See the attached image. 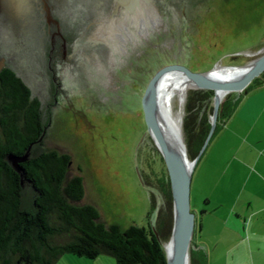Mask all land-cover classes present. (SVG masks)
Returning <instances> with one entry per match:
<instances>
[{
	"label": "rangeland",
	"instance_id": "374dc122",
	"mask_svg": "<svg viewBox=\"0 0 264 264\" xmlns=\"http://www.w3.org/2000/svg\"><path fill=\"white\" fill-rule=\"evenodd\" d=\"M125 1L130 0H116L118 19L112 0L106 11L95 8L97 0H53L56 17L78 30L77 40L65 48L48 42L42 13H35L30 0H0V61L52 106L43 142L70 156L71 176L82 178V203L94 206L106 225L147 229L157 226L163 193L172 195L166 165L143 119L141 97L148 81L173 63L200 73L214 65L245 66L261 56L264 0H143L135 13L123 6ZM110 19L122 22L124 39H117L113 22L99 28ZM183 97L166 102L173 117L183 116ZM216 136L191 177L190 209L198 223L223 214L213 186L226 155L219 160ZM171 229L172 222L169 236ZM212 257L211 264L232 262L225 247ZM56 264L115 260L69 254Z\"/></svg>",
	"mask_w": 264,
	"mask_h": 264
},
{
	"label": "trees",
	"instance_id": "16d2710c",
	"mask_svg": "<svg viewBox=\"0 0 264 264\" xmlns=\"http://www.w3.org/2000/svg\"><path fill=\"white\" fill-rule=\"evenodd\" d=\"M263 77L245 91L261 86ZM240 97L230 94L222 100L212 138ZM51 108L10 68L0 70V264H56L69 254L89 260L109 256L115 264H166L172 195L163 193L156 227L122 229L103 223L94 206L82 203V178L71 176L70 156L44 145ZM212 112V91L187 92L181 128L190 160L208 135ZM193 239L190 264L204 263L206 255Z\"/></svg>",
	"mask_w": 264,
	"mask_h": 264
},
{
	"label": "crops",
	"instance_id": "0c3cea01",
	"mask_svg": "<svg viewBox=\"0 0 264 264\" xmlns=\"http://www.w3.org/2000/svg\"><path fill=\"white\" fill-rule=\"evenodd\" d=\"M261 81L236 94L238 106L216 133L219 160L226 155L213 186L223 214L208 216L206 224L196 220L193 235L206 264L223 247L232 258L225 264H264V77Z\"/></svg>",
	"mask_w": 264,
	"mask_h": 264
},
{
	"label": "water",
	"instance_id": "95a60500",
	"mask_svg": "<svg viewBox=\"0 0 264 264\" xmlns=\"http://www.w3.org/2000/svg\"><path fill=\"white\" fill-rule=\"evenodd\" d=\"M106 45L111 48L109 44ZM260 53H262L261 56L245 66H220V68L224 71L246 69V73L241 77L229 75L211 77V74L217 65H214V67L207 72L196 73L183 65L172 64L158 70L148 81L145 87L141 97L143 119L147 132L149 133L156 149L160 153L166 165L173 199V224L171 235L168 240V244H171V255L169 256L167 248L164 246L166 264H190L189 252L193 249L191 241L195 232L196 224L195 213H193L190 209L191 177L195 166L209 145V142L214 134L219 107L224 101L223 100L221 104L218 103L215 96L219 94L225 99L226 96L232 93H242L254 79L263 74L264 49L260 51ZM3 66V60H1L0 70H2ZM168 74H173L175 77L179 76L186 79L192 84L190 90H209L213 92V112L210 118V130L198 154L192 160H190L187 155L185 143L183 146L184 160L176 154V151L170 143H168L161 127L162 120H164L163 116L160 112H157V107L153 104L157 93L158 83ZM151 93L153 94V103L148 105L147 99ZM184 102L185 97H183L182 108L184 106ZM179 109H181L180 106ZM180 120L182 124V117H180Z\"/></svg>",
	"mask_w": 264,
	"mask_h": 264
},
{
	"label": "bare ground",
	"instance_id": "6f19581e",
	"mask_svg": "<svg viewBox=\"0 0 264 264\" xmlns=\"http://www.w3.org/2000/svg\"><path fill=\"white\" fill-rule=\"evenodd\" d=\"M246 73V69H234L232 71H224L220 68V66H217L213 73L211 74V77H220L224 75L229 76H237L241 77ZM192 87V84L188 82L186 79L181 78L179 76H174L173 74H168L164 78H162L158 83L157 93L155 96V101L153 103V94L151 93L147 99V104H155V107L157 112H160V114L163 116L162 120V130L165 134V137L170 143V145L173 147V149L176 151V154L184 160L183 157V146L184 141L182 140V128H181V120L179 117H173L169 110L166 108V102L173 98L178 97L182 98L185 94H187L188 90H190ZM186 96V95H185ZM216 101L221 104L224 97L221 95L215 96ZM182 105H183V99H182ZM174 114V113H173ZM177 156V157H178ZM167 251L169 256L171 255V244L166 243Z\"/></svg>",
	"mask_w": 264,
	"mask_h": 264
},
{
	"label": "flooded vegetation",
	"instance_id": "af4514ba",
	"mask_svg": "<svg viewBox=\"0 0 264 264\" xmlns=\"http://www.w3.org/2000/svg\"><path fill=\"white\" fill-rule=\"evenodd\" d=\"M96 3L97 5L95 6V8L101 11H106L111 6V3L109 6L108 0H97ZM143 4H144L143 0H130L129 2L125 1L123 6L127 8L129 12L135 13L136 11L141 10L143 8ZM30 6L32 7V9H34L35 13L36 11H39L42 13L41 15L43 18L41 17L42 19L39 21L41 22L42 26L44 25V29L46 33L45 35L48 38V42L50 44L52 45L59 44V45H63V47L66 48L77 40V37H78L77 28L73 24L65 25L64 23H62V21L59 18L56 17L55 15L56 8H55V3L53 2V0H30ZM117 6L118 5L116 3V0H112L111 7L113 8L116 7L115 11H119ZM173 8L176 9V6H174ZM185 9H186V5L182 7V13H185ZM119 14H120V17L118 19H121L122 13L120 11H119ZM109 22H113V21L110 19L109 21H106L100 24L99 28L109 27L110 25ZM113 25L114 26L116 25L117 30L119 32L121 31V29L123 30L121 21L116 20L113 22ZM91 37L89 38V40L91 39ZM121 38L122 39L125 38V35H123L122 32L118 34L117 39H121ZM94 43H104V42H94ZM173 64L182 65L180 63H173Z\"/></svg>",
	"mask_w": 264,
	"mask_h": 264
}]
</instances>
